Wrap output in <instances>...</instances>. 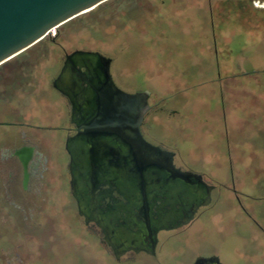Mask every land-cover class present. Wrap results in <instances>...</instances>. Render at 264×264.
I'll return each instance as SVG.
<instances>
[{"label":"flooded vegetation","instance_id":"af4514ba","mask_svg":"<svg viewBox=\"0 0 264 264\" xmlns=\"http://www.w3.org/2000/svg\"><path fill=\"white\" fill-rule=\"evenodd\" d=\"M254 3L264 7V0ZM254 21L255 31L264 32V8ZM212 26L215 30V23ZM51 44L61 49L49 80L63 100L56 113L58 122H39L35 116L33 100L40 92L22 98L17 85L29 86V80L16 78L0 95V100L6 99L0 110V264H75L66 252L61 258L57 253L60 240L67 238L81 244V251L104 256L109 264H135L143 258H160L173 236L183 259L191 253L185 264H194L199 256H217L225 264L210 236L213 223L223 224L230 217L239 226L249 218L264 233L260 197L243 190L233 168L231 183H221L204 165L205 157L185 156L176 141L171 143L155 131L166 107L159 100L152 102L150 91L142 135L172 151L182 174L143 162L115 130L94 128L98 95L106 82L105 65L95 52L111 59L109 68L118 87L131 93L147 89L123 84L114 68L115 57L99 48H71L55 39ZM51 138L55 156L60 145L67 155L64 170L53 165L46 146ZM246 196L253 199L247 203ZM44 246L55 250L52 259ZM202 264L220 263L216 259Z\"/></svg>","mask_w":264,"mask_h":264},{"label":"rangeland","instance_id":"374dc122","mask_svg":"<svg viewBox=\"0 0 264 264\" xmlns=\"http://www.w3.org/2000/svg\"><path fill=\"white\" fill-rule=\"evenodd\" d=\"M255 1L108 0L1 65L0 95L16 78L29 80V86L17 85L20 95L40 92L33 100L35 116L39 122L55 124L63 100L49 80L61 49L51 41L99 48L115 57L114 68L123 84L147 89L152 102L165 105L155 130L162 138L176 141L185 156L205 157L204 165L221 183H231L233 168L237 183L247 194L260 197L264 212V32L254 27V15L264 7L255 6ZM1 100L0 110L5 104ZM51 139L46 146L53 165L64 170L67 155L60 145L55 156ZM251 199L246 196L245 201ZM221 224L213 223L210 236L223 263L264 264V233L249 218L239 226L230 217ZM60 241V258L66 252L71 263L109 264L93 250L81 251L83 246L71 238ZM51 249L43 248L50 259L55 252ZM178 250L173 236L160 258L135 264H185L191 253L183 259Z\"/></svg>","mask_w":264,"mask_h":264},{"label":"water","instance_id":"95a60500","mask_svg":"<svg viewBox=\"0 0 264 264\" xmlns=\"http://www.w3.org/2000/svg\"><path fill=\"white\" fill-rule=\"evenodd\" d=\"M108 0H0V65L44 39L53 29L95 9ZM103 61L106 82L98 95L99 115L94 128H108L121 135L140 160L164 166L182 174L175 167L172 151L147 141L140 126L149 110V91L127 92L112 78L110 58L95 52ZM217 256H199L194 264L215 261Z\"/></svg>","mask_w":264,"mask_h":264},{"label":"bare ground","instance_id":"6f19581e","mask_svg":"<svg viewBox=\"0 0 264 264\" xmlns=\"http://www.w3.org/2000/svg\"><path fill=\"white\" fill-rule=\"evenodd\" d=\"M55 30H56V29H53L51 32H53V31H55ZM51 32H50V33H51Z\"/></svg>","mask_w":264,"mask_h":264}]
</instances>
